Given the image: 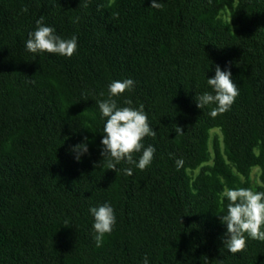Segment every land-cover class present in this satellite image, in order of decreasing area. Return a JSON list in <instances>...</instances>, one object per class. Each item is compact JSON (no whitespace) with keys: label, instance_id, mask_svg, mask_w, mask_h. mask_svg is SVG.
Returning <instances> with one entry per match:
<instances>
[{"label":"trees","instance_id":"16d2710c","mask_svg":"<svg viewBox=\"0 0 264 264\" xmlns=\"http://www.w3.org/2000/svg\"><path fill=\"white\" fill-rule=\"evenodd\" d=\"M151 2L0 0V264H264V242L247 234L246 251L228 252L220 220L229 203L220 194L251 188L239 175L252 166L264 191V0ZM41 16L61 38H78L71 58L26 50ZM217 65L239 95L212 118L215 105L200 109L195 97L214 94ZM128 78L134 89L113 99L144 105L156 136L143 143L156 151L145 170L121 162L114 172L101 155L107 118L97 101ZM214 127L223 148L192 179ZM85 140L77 161L71 149ZM104 203L116 224L96 247L89 209Z\"/></svg>","mask_w":264,"mask_h":264},{"label":"clouds","instance_id":"9594fccd","mask_svg":"<svg viewBox=\"0 0 264 264\" xmlns=\"http://www.w3.org/2000/svg\"><path fill=\"white\" fill-rule=\"evenodd\" d=\"M88 6L87 3L84 4ZM151 7L163 10V4L158 0H152ZM99 10V8H98ZM27 12V8L22 9ZM78 38L73 35L70 39H63L56 34L54 27L44 24V17L41 16L36 21V29L29 32L26 40V50L33 54L49 53L58 54L71 58L77 51ZM231 71H222L220 66L215 68V76L207 79L208 85L213 93L204 92L196 96L197 107L200 109L206 106L212 107L209 115L212 118L228 112L239 95L237 85L231 79ZM135 81L124 79L123 81H113L108 86V98L97 101L98 108L106 123L103 128L104 136L101 140V155L105 159V167L114 172L120 171L117 168L121 162L134 164L141 171L145 170L154 158L155 148L152 145L145 147L143 141L145 137H155L156 131L149 124L148 116L144 111V105L139 108L131 107L132 101L125 99L127 107H118L117 101L113 97L120 96L126 91H132ZM103 95V94H101ZM177 135H183L181 127L175 126ZM71 151L75 153V159L80 160L83 154L88 152L87 141L75 145ZM142 153L138 162L134 159V154ZM177 170L183 167V159H176ZM123 173L127 176L133 175L132 168H124ZM221 198H227V214L220 215V220L227 226L223 240L224 248L231 254L244 252L247 249L246 236L253 240L264 242V191H253L251 188H225L220 194ZM90 213L94 217V241L96 247H102L106 235H111L116 224L114 209L109 203H104L98 207H91ZM143 264H149L147 256L144 257Z\"/></svg>","mask_w":264,"mask_h":264},{"label":"rangeland","instance_id":"374dc122","mask_svg":"<svg viewBox=\"0 0 264 264\" xmlns=\"http://www.w3.org/2000/svg\"><path fill=\"white\" fill-rule=\"evenodd\" d=\"M221 17L229 22L230 21V11L227 7H224L220 13ZM214 145H216L220 150L223 148V141H222V132L219 127H214L209 131V156L206 161L200 164L197 168L193 170H189V175L192 179H194L197 175L207 173L209 167L212 165V156H213V149ZM260 169L258 166H252L250 171L246 176L239 175L241 180H247L250 184V187L253 191H256L258 187L261 186L260 182Z\"/></svg>","mask_w":264,"mask_h":264}]
</instances>
